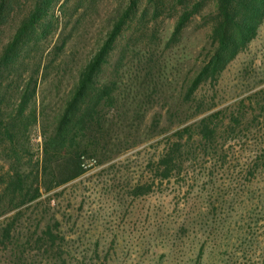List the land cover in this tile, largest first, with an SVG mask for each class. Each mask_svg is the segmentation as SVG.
<instances>
[{"label": "rangeland", "instance_id": "374dc122", "mask_svg": "<svg viewBox=\"0 0 264 264\" xmlns=\"http://www.w3.org/2000/svg\"><path fill=\"white\" fill-rule=\"evenodd\" d=\"M37 2L49 7L47 15L12 70L0 75V264H52L33 244L48 226L64 237L73 264L98 256L107 264H264V20L218 78L216 94L200 93L215 100L199 116L187 93L213 49L218 0H8L0 55ZM130 7L99 75L119 83V110L109 115L115 137L84 160L82 176L15 207L8 190L14 170L33 181L81 72ZM186 12L191 16L177 31ZM25 92L30 102L18 115ZM216 113V150L194 138L182 174L133 199L131 189L147 176V151ZM12 114L22 129L14 145L4 129Z\"/></svg>", "mask_w": 264, "mask_h": 264}, {"label": "trees", "instance_id": "16d2710c", "mask_svg": "<svg viewBox=\"0 0 264 264\" xmlns=\"http://www.w3.org/2000/svg\"><path fill=\"white\" fill-rule=\"evenodd\" d=\"M8 0H0V22L4 19ZM49 7L44 2H37L31 14L22 19L16 31L1 52L0 75L10 72L15 65L20 47L26 37L36 28L38 23L47 15ZM132 8H128L113 25L106 40L81 72L75 91L61 115L54 133L45 142L44 154L40 169L30 181L28 175L14 170L8 190L12 194L15 207L26 205L39 199L41 190L47 192L73 181L85 173L84 160L98 156L112 142L113 124L112 110H119L120 95L117 81L101 82L99 75L107 63L110 53L127 24ZM191 13L186 12L181 17L177 31L189 20ZM218 22L212 31L213 49L207 56V61L201 67L189 86L187 99L197 102L198 115L207 112L211 107L206 104L214 102L211 95L208 101L200 99L203 92H215L218 78L246 47L255 39L264 20V0H218ZM210 83V84H209ZM209 84V85H208ZM208 85V86H206ZM0 110L5 100L1 93ZM29 86V85H28ZM204 88V90H203ZM28 90V88H27ZM26 90V91H27ZM31 94L25 92L16 110L22 115L30 102ZM3 125V122L0 123ZM5 133L12 145L16 144L21 128L17 120L4 127ZM12 129V132H11ZM220 130L219 113L202 117L192 126L176 130L158 141L154 153L148 154L147 176L145 182L137 184L131 189L133 199L150 196L154 189L162 187L164 183H173L184 171L187 164L188 143L196 138L199 146L211 151L217 148ZM115 137V136H114ZM160 185L159 187H157ZM14 223H12V230ZM54 227L48 226L34 241V248L46 255L52 256V264H73L67 258L64 237L54 232ZM204 254V250L200 256ZM99 259V256L97 257ZM82 264H107L97 259ZM201 258V257H200Z\"/></svg>", "mask_w": 264, "mask_h": 264}]
</instances>
